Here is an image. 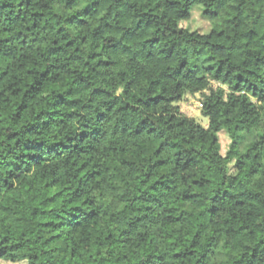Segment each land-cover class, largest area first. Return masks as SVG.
I'll return each mask as SVG.
<instances>
[{"label":"trees","instance_id":"16d2710c","mask_svg":"<svg viewBox=\"0 0 264 264\" xmlns=\"http://www.w3.org/2000/svg\"><path fill=\"white\" fill-rule=\"evenodd\" d=\"M0 261L264 264V0H0Z\"/></svg>","mask_w":264,"mask_h":264},{"label":"rangeland","instance_id":"374dc122","mask_svg":"<svg viewBox=\"0 0 264 264\" xmlns=\"http://www.w3.org/2000/svg\"><path fill=\"white\" fill-rule=\"evenodd\" d=\"M212 23L213 22L203 19L202 7L200 5H196L191 12L190 19L186 22H183L181 24V27L192 32L196 31L201 34H207L212 27ZM200 100H201L200 94H196V95L186 94L183 97L182 101L177 104V106L179 112L183 116L193 119L197 124L205 128L208 124V120L201 115ZM257 135L258 134L255 132L251 133L250 135H245L243 137L240 150L244 151L245 147L257 138ZM218 138L221 147V155L224 156L229 147V139L224 132L219 133ZM0 264H10V263L0 261ZM18 264H23V263H18Z\"/></svg>","mask_w":264,"mask_h":264}]
</instances>
